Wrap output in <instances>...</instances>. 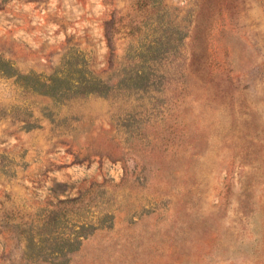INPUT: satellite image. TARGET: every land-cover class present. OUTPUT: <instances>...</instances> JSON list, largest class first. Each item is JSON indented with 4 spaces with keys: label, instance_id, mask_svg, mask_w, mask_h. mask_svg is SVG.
<instances>
[{
    "label": "rangeland",
    "instance_id": "374dc122",
    "mask_svg": "<svg viewBox=\"0 0 264 264\" xmlns=\"http://www.w3.org/2000/svg\"><path fill=\"white\" fill-rule=\"evenodd\" d=\"M0 264H264V0H0Z\"/></svg>",
    "mask_w": 264,
    "mask_h": 264
}]
</instances>
